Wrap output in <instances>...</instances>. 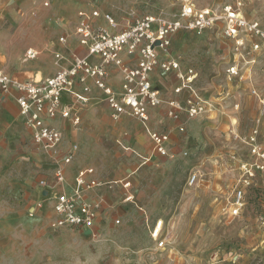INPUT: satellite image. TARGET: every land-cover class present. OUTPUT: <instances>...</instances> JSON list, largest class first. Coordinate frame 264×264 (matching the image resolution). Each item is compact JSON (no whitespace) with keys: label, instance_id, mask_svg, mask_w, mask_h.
<instances>
[{"label":"crops","instance_id":"1","mask_svg":"<svg viewBox=\"0 0 264 264\" xmlns=\"http://www.w3.org/2000/svg\"><path fill=\"white\" fill-rule=\"evenodd\" d=\"M6 5L14 23L0 29V44L13 31L15 34L26 33L30 36L23 42L8 40L0 47V56L4 59L3 62L0 59V67L8 73L12 69L13 73L10 74L19 79L31 78L36 81L55 74L62 66H68L71 54H87L86 49L72 36L79 12L89 15L92 10H98L100 16L93 18V22L113 30V27L106 24L104 15L111 14L118 24L117 28L122 29L130 20L143 15L159 14L172 19L176 17L174 12L178 7L172 0H7ZM33 34L36 37H31ZM62 34L68 36L66 44L58 41ZM171 40L169 52H159V58H180L181 70L193 66L197 74L198 69L200 71L203 68V74L211 70V56L218 52L227 49L236 55L249 48L252 53L262 49L251 50V42L247 40L244 48L236 50L233 39L224 38L218 28L200 35L178 30ZM27 47L37 50L35 58L22 59L23 50ZM57 52L62 54L63 59L55 60L54 54ZM89 60L94 63L99 61L95 56ZM126 60L133 64L137 58L131 55ZM150 75L162 102L150 109L147 127L168 132L167 155L161 156L155 151L146 127L140 121L129 115H121L117 119L112 117L104 94L91 78L86 81L88 91L85 94L89 100L84 104L62 92V104L70 107L71 112H77L80 122L73 126L69 118L60 115L46 118L45 122L60 129L63 134L60 153L70 144L78 146L77 152L64 167L61 181H56L57 164L52 158V152L38 147L32 137L34 150L31 151L30 167H24L26 165L21 160L10 163V166L7 162H0L1 184L10 187L23 205L18 208L0 207V256L4 251H23L27 264H102L106 258L111 260V264L146 261L142 256L151 249L148 240L150 230L157 221L162 222L163 229V219L171 207L169 202L175 200L168 193V187L181 183L180 177L195 162L193 148L197 145L195 138L198 128L206 124L209 118L204 115L189 119L184 113H180L178 120L168 116V102L171 99L184 101L189 92L186 89L180 94L173 92L179 81L171 71L155 68ZM107 76L108 84L114 90H119L121 76L118 69L110 66ZM231 76L228 74L229 78ZM113 77H117L118 81L114 82ZM82 88L83 85L76 83L75 90L82 92ZM0 101V111L9 109L20 115L11 94L0 92ZM216 108L221 111L225 109L220 103H216ZM0 117L4 121L1 114ZM180 125L184 126V131H179ZM186 126L192 134L190 140L184 135ZM26 130L31 136V131ZM189 144L192 146L191 156L188 152ZM88 167L93 168L94 173L86 178H94L99 182L83 193L85 200L98 204L94 226L91 231L52 228L53 200L50 201V198L61 193H71L78 171ZM10 172L15 173L13 178H9ZM127 182L129 187L125 188ZM155 186L159 188L154 192H146L144 195L138 193L140 187L155 189ZM130 194L133 199L128 201L126 196ZM186 199L183 194L181 202ZM36 202H43V206L30 215ZM116 220L119 222L116 223ZM179 224L180 220L176 218L170 221L171 230L176 236Z\"/></svg>","mask_w":264,"mask_h":264},{"label":"built area","instance_id":"2","mask_svg":"<svg viewBox=\"0 0 264 264\" xmlns=\"http://www.w3.org/2000/svg\"><path fill=\"white\" fill-rule=\"evenodd\" d=\"M178 6L176 17L169 19L163 15H143L130 20L122 29H118L111 14L104 15L108 29L93 22V18L100 16L98 10H92L89 15L79 12V20L75 23L73 38L86 49L87 54L80 56L71 54L69 65L62 66L50 76L40 81L31 78L19 79L0 67V92L11 94L24 119V125L31 131L33 142L42 149L50 150L52 158L57 164L55 170L56 181L63 180L64 167L74 158L78 146L70 144L60 153L59 145L63 142L61 130L45 122L46 118L62 116L69 118L73 126L80 122L79 114L71 112V108L62 104L61 93L66 92L79 103H86L88 78L102 91L112 117L117 119L121 115H129L146 127L155 151L161 156L167 155L168 132H159L147 127L150 109L161 104L160 92L154 87L150 72L155 68L166 72H173L179 81L173 90L180 94L186 89L189 95L184 101L171 99L168 102L167 114L178 120L180 113L187 118H196L209 111V103L201 98L194 89L198 76L195 67L188 66L180 69V58H159V52L167 53L171 45V37L178 30H185L200 35L207 30L218 28L226 39H233L236 50L244 48L246 41L251 42V50L258 51L264 47V26L257 20L249 19L243 13V2L236 0L233 3L218 4L216 6H198L194 0H172ZM47 5V3H44ZM68 36L62 34L58 41L66 44ZM135 55L137 60L131 64L127 56ZM36 53L28 49L25 57L35 58ZM95 56L99 61L94 63L89 59ZM55 60L63 59L60 52L54 54ZM118 69L121 76L119 90H114L108 84V68ZM238 66L232 64L226 73L237 75ZM76 83L83 85L82 92L75 90ZM257 95L256 91H253ZM264 112V102L259 98ZM184 131V126L178 127ZM246 144L251 154L250 161L242 162L239 166V178L221 208L224 217L231 220L239 218L246 208L251 190L257 188L259 194L258 212L255 221L259 228L264 230V145L259 141V129L254 128L247 137ZM94 173L93 168L80 169L74 179L75 186L71 193H61L50 198L53 200V220L51 227L76 228L91 231L96 220L98 204H92L83 198V193L95 185L98 180L86 176ZM197 181V174L189 176L188 183L193 185ZM124 187H129L125 183ZM255 187V188H254ZM133 197L126 196L130 201ZM43 202H36L30 215L36 209H41ZM119 220H116L118 223ZM162 222L157 221L151 228L150 236L157 249H166L167 241L162 234ZM262 241L261 244H263Z\"/></svg>","mask_w":264,"mask_h":264},{"label":"rangeland","instance_id":"3","mask_svg":"<svg viewBox=\"0 0 264 264\" xmlns=\"http://www.w3.org/2000/svg\"><path fill=\"white\" fill-rule=\"evenodd\" d=\"M235 1L196 0V5L216 6ZM6 3L7 0H0V29L14 23ZM242 10L247 17L255 18L264 25V0H245ZM29 36L13 31L5 36L0 47L8 40L23 42ZM31 37H36V34ZM27 49L23 50L22 59ZM211 57V70L203 74V68L198 69L199 75L194 83L195 91L210 105L209 111L197 116L209 118L198 128L197 145L193 148L196 159L180 177L181 183L172 184L167 190L175 200L169 202L170 211L163 219L162 234L167 241L166 249H157L149 236L151 249L142 256L146 261L133 264H264V242L261 244L264 230L255 221L259 205L257 188H252L248 204L239 218L231 220L221 212L224 200L230 197L239 178L240 164L250 161L246 140L252 129H259V141L264 145L263 107L253 92L264 98V47L257 53H252L249 48L236 55L226 49ZM0 59L3 62L1 56ZM232 64L238 66V74L229 78L225 70ZM9 71L13 73L12 69ZM112 79L118 81L117 77ZM216 103L223 104L225 109L219 110ZM0 114L4 119L2 121L0 117V162H7L10 166V163L21 160L26 165L24 167H30L31 151L34 149L23 119L9 109L0 111ZM185 129L184 135L190 140L191 131L187 126ZM191 148L189 144V156ZM193 173L197 174V181L190 185L189 176ZM13 174L10 172L9 178H13ZM260 185L264 188L262 180ZM158 188L140 187L138 193L144 195ZM183 194L187 199L181 202ZM16 196L10 187L0 182V207H22V200ZM174 218L180 220L177 236L170 225ZM26 262L23 251H4L0 256V264ZM102 264H111V260L106 258Z\"/></svg>","mask_w":264,"mask_h":264},{"label":"bare ground","instance_id":"4","mask_svg":"<svg viewBox=\"0 0 264 264\" xmlns=\"http://www.w3.org/2000/svg\"><path fill=\"white\" fill-rule=\"evenodd\" d=\"M258 98H260L262 100V102H264V98H261V96L257 93Z\"/></svg>","mask_w":264,"mask_h":264}]
</instances>
